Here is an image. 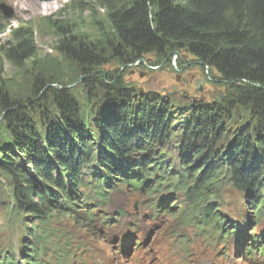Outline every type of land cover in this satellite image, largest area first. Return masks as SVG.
<instances>
[{
  "label": "trees",
  "instance_id": "1",
  "mask_svg": "<svg viewBox=\"0 0 264 264\" xmlns=\"http://www.w3.org/2000/svg\"><path fill=\"white\" fill-rule=\"evenodd\" d=\"M92 1L108 27L95 46L58 28V51L85 77L83 88L60 89L59 78L37 77L31 98L16 101L0 71V209L26 230L22 263L39 264L48 245L50 264H69L70 250L86 246L63 236L62 219L107 245L91 222V198L104 204L120 189L204 231L205 245L238 232L224 208L235 194L244 198L242 224L263 226L264 0ZM10 35L15 45L0 56L21 69L35 45L22 29ZM181 54L217 73L218 98L173 107L169 98L126 86L115 72L98 73L110 63H160ZM0 264L20 263L7 251Z\"/></svg>",
  "mask_w": 264,
  "mask_h": 264
},
{
  "label": "rangeland",
  "instance_id": "2",
  "mask_svg": "<svg viewBox=\"0 0 264 264\" xmlns=\"http://www.w3.org/2000/svg\"><path fill=\"white\" fill-rule=\"evenodd\" d=\"M75 8L80 9L74 10ZM106 24L105 11L97 7L92 0H0V50L15 45L10 35V30L14 28L29 33L36 49L34 57L26 61L21 69L14 68L0 56L2 79L11 97L21 102L31 98V86L37 77L45 80L48 76L59 78L55 86L60 89L63 85L83 88L85 77L80 74L74 63L64 59L58 51L61 40L58 28L60 26L64 31L70 30L74 40H79L84 45L95 46L101 37L107 35L104 33L108 31ZM100 72H115L126 86L169 98L168 101L173 107L185 106V102L191 100L210 101L223 93V88L213 81L217 73L200 67L193 57L185 54L173 55L170 61L165 59L160 63L150 57L128 65L110 63L100 68L98 73ZM76 92L81 100L84 96L79 90ZM138 201L137 195L120 189L110 193L108 209L125 211L128 214L125 224L132 227L130 221H136L139 236L146 238L148 242L154 235H160L158 230L165 226V222L160 219L152 221L148 217V208L140 206V203L136 205ZM228 204L237 213L242 212L243 195H234L232 202ZM11 214L0 209V253L13 251L16 255L22 246L20 242L26 230L18 218L11 217ZM62 220L58 228H65L63 236L72 235L79 242L88 243L89 234L79 230L68 219ZM131 227L127 230L130 231ZM108 252L114 255L113 252ZM83 264H92V261L84 260ZM122 264L132 263L125 259ZM135 264H147V261H137Z\"/></svg>",
  "mask_w": 264,
  "mask_h": 264
},
{
  "label": "bare ground",
  "instance_id": "3",
  "mask_svg": "<svg viewBox=\"0 0 264 264\" xmlns=\"http://www.w3.org/2000/svg\"><path fill=\"white\" fill-rule=\"evenodd\" d=\"M112 192H117L116 190L112 191ZM92 201L94 202H98V199H101V198H98L96 195L95 196H92ZM84 207V206H83ZM119 209H115V210H111L110 208L109 209H105L103 211V213L101 214H98V215H92L90 218L92 219L91 222L93 223L94 227L99 231L100 229L104 228L107 224L104 222L106 219H114V217H117L120 213H119ZM230 214L232 215V212H230ZM117 223H123L121 220H119ZM125 224V222L123 223ZM127 227V226H126ZM126 227L124 228V231H126ZM107 235V238H110V233L109 232H106L105 233ZM92 241L91 238H89V240H87V242H90ZM103 243H105V240H103ZM101 246V245H100ZM88 247V245H87ZM38 260H42V258H38Z\"/></svg>",
  "mask_w": 264,
  "mask_h": 264
}]
</instances>
